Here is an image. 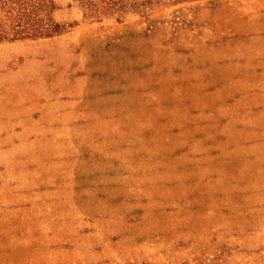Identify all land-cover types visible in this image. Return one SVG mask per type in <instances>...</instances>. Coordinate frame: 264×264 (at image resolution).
Wrapping results in <instances>:
<instances>
[{"label":"rangeland","instance_id":"obj_1","mask_svg":"<svg viewBox=\"0 0 264 264\" xmlns=\"http://www.w3.org/2000/svg\"><path fill=\"white\" fill-rule=\"evenodd\" d=\"M90 2L0 43V264H264V0Z\"/></svg>","mask_w":264,"mask_h":264},{"label":"trees","instance_id":"obj_2","mask_svg":"<svg viewBox=\"0 0 264 264\" xmlns=\"http://www.w3.org/2000/svg\"><path fill=\"white\" fill-rule=\"evenodd\" d=\"M90 1L76 0L85 19L100 20L86 13L93 10ZM99 1L106 4L108 0ZM60 10L56 0H0V43L49 39L66 33L72 25L55 19Z\"/></svg>","mask_w":264,"mask_h":264}]
</instances>
